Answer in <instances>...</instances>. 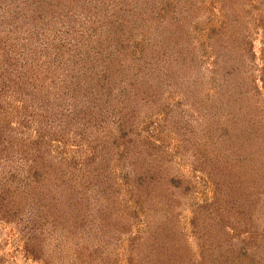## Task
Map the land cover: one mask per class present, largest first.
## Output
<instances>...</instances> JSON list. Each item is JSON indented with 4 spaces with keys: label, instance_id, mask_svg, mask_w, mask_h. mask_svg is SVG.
<instances>
[{
    "label": "trees",
    "instance_id": "obj_1",
    "mask_svg": "<svg viewBox=\"0 0 264 264\" xmlns=\"http://www.w3.org/2000/svg\"><path fill=\"white\" fill-rule=\"evenodd\" d=\"M8 1V4H13L8 6V17L5 18L7 11H4L2 18L0 16V165L2 161L9 162V152H13L14 156L19 151L12 148L14 143L7 131L14 125V117L18 121L37 115L34 121L37 119L40 127L34 137L29 135L27 139L31 137V146H27L28 149L22 150V153L23 159L30 164L32 179L29 183L42 197L38 206L29 211V204L22 200L23 197L27 198V193L12 186L16 176L0 171L2 218L7 220L10 214L18 215L20 222L17 224L26 223L28 226L34 222L35 216L43 215L42 221L39 225L35 223L33 229L43 231L45 228L57 235L54 237L56 246L53 248L56 251L62 245L64 238L59 236H63L61 232L67 228L66 223L73 217L78 220V210L82 209L80 207L96 198L98 207L95 210V225L99 224V231L103 233L112 232V236L119 240L124 235L127 236V264H264V229L258 228V217L261 215L259 211L264 202L248 199L253 194H264V153L262 160L254 165L251 161L245 162V159L242 162L241 156L237 157L236 164L231 159L229 161L226 157H220L216 144L212 146L208 140L202 145H194L195 141L192 142L190 163L193 171L204 174L205 179L215 187L214 197L209 199L210 202L205 200L196 206L197 213L193 215L195 222L197 219L204 222L202 217L205 214L215 213L222 218L220 222L225 223V217L229 216L222 212L221 207L229 202L234 204V209H231L235 216L233 227L238 231L233 236L225 231L226 225L219 228L218 233L216 228L219 225H211L215 218L209 216L212 218L208 220L211 226L204 225L201 236L206 241L200 244L199 254L195 256L175 223L167 221L157 226L152 225L154 211L166 210L167 214L164 216L167 218L174 203L181 200L180 194H177L178 188L180 190L184 185L185 193L190 186L181 176L171 172V157L167 156V150H162L160 144L157 146L146 142V137L140 139L139 121L134 122L138 117L131 109L117 110L112 121L109 118L107 101L109 102L108 96L114 88H106V85L113 79L122 84L123 76L119 75L124 69L120 65L110 66V52L108 58L101 50L111 47L112 43H118L120 55L124 39L130 34L135 37L138 24H134V13L128 18L133 10L131 4L126 5L124 0L120 1L119 5H125L116 7L113 12L121 16V20L118 21L116 17L110 21L112 25L106 24L110 30L108 34H90L91 43L83 41L81 46L80 39L71 36L72 16H78L79 13L78 0ZM82 1L84 11H92L96 9L94 6H99L98 3H89L90 0ZM107 9L103 10L105 14L109 12ZM108 36L111 37L106 40ZM111 39L114 41L110 42ZM92 45L94 55L91 62H86L85 54L91 53L85 51L86 46L89 48ZM98 60L100 62L97 63ZM68 62L77 66H67ZM89 63L101 66H89ZM104 63L105 66H102ZM131 84L135 86L137 83L133 81ZM137 90L138 87L133 94H141ZM45 94H48L46 100ZM151 94L156 99V92H151L150 97ZM44 110L53 113V120L61 125L65 124L68 127L67 134H72L67 138L69 143L64 142V146L72 145L75 149L70 157H62L57 149L54 153L49 145L50 140L45 139L42 121L39 120ZM35 112L39 113L34 114ZM74 125L80 127L81 134L76 128L75 132L82 135L81 139H77L76 134L72 133ZM84 139L86 142L82 144ZM258 141L261 140H256ZM186 144L187 147L190 146L188 141ZM250 144L248 143V147ZM80 147L82 149L79 151ZM259 148L263 151L264 144ZM30 153L31 156L27 157L26 154ZM247 153L249 156V152ZM113 166L118 167L119 175L114 174ZM41 169H45L46 176L40 174ZM119 177L122 178L121 181ZM29 183H26L27 188ZM226 189L232 190L231 195H225ZM32 193L34 194L33 191ZM55 194H58V198L51 199L50 195ZM53 201L56 202L49 207L51 211L46 212ZM118 201L124 206H120ZM130 204L134 207L133 211L124 208ZM139 211L145 215V227L141 231L131 233L130 230L115 227L121 219L124 222L121 224H131L129 220L137 217ZM110 223L115 224L109 225ZM222 231L224 233L218 239ZM121 245L112 252L105 246H98L90 251L87 250L90 249L88 245L81 250L76 247V251L70 255L77 260L70 257L68 263L121 264L115 256L117 253L122 254ZM31 254L38 256L37 251Z\"/></svg>",
    "mask_w": 264,
    "mask_h": 264
},
{
    "label": "rangeland",
    "instance_id": "obj_2",
    "mask_svg": "<svg viewBox=\"0 0 264 264\" xmlns=\"http://www.w3.org/2000/svg\"><path fill=\"white\" fill-rule=\"evenodd\" d=\"M81 1L77 2L79 8L83 5ZM120 1L123 0H90L89 3H98L99 6H94L96 9L92 11L89 9L84 11L85 5L78 8V16H72L71 36L80 39L82 46V43L90 42V34L102 36L108 34L110 30L107 29L106 24H110V21L116 17L118 21L121 20V16L113 12L116 7L125 5L123 3L119 5ZM9 2L0 0L1 18L4 11L8 12L5 18L8 17L10 13L7 10L8 6H13L11 3L8 4ZM123 2L133 7L128 18L134 13V24H138V31L135 37L130 34L124 39L120 55L118 43L110 44L111 47L107 49L104 46L105 49L101 50L105 57H112L109 61L110 66L120 65L124 69L119 75L123 76L122 84L113 79L114 82L111 81L106 85V88H114L108 96L109 102L107 101L109 118L112 121L117 110L131 109L138 117L134 122L139 121L140 139L146 137L148 139L146 142L157 146L160 144L162 150H167V156L171 157L169 161L171 172L181 176V179L189 184L188 192H183L184 185L180 190L178 188L177 194L178 196L180 194L181 200L174 203L167 218L164 216L167 214L166 210L154 211L152 225L157 226L167 221H171L170 224L175 223L196 256L199 254L200 244L206 241L201 236L204 233V225L207 226L208 220L212 219L210 217L215 218L211 225H219L216 231L224 225L227 226L225 231L229 236H233L238 231L233 227L235 216L231 209H234V204L229 202L221 207L222 212L229 216V218L225 217V223L220 222L222 218L215 213L205 214L202 217L204 222L199 219L195 222L193 215L197 213L196 206L205 200L210 202L209 199L214 197L215 187L205 179L204 174L193 171L194 168L190 163L192 142L195 141L194 145H202L208 140L212 146L217 145L220 157L231 159L234 163L239 156L242 162L245 159V162L251 161L253 165L263 158L264 149L262 151L259 147L264 144V0H124ZM104 9L109 12L105 14ZM9 30L12 34L11 27ZM110 37H106V40ZM113 41L111 39L110 42ZM85 51L91 52L85 54L86 62L89 60L91 62L94 55L92 52L95 51L93 45L89 48L86 46ZM67 66L77 65L68 62ZM89 66H101V64L89 63ZM102 66H105V63ZM133 81L137 83L135 86L131 84ZM134 87H138L137 91L141 94L137 92L133 94ZM151 92H156V99L153 93L150 97ZM47 95L45 94L44 100L47 99ZM45 111L42 113V118H39L42 121L45 139L50 140L49 145L54 153L58 150L62 157L67 155L70 157L75 149L71 147L72 145L64 146V142L69 143L67 138L72 134H67L68 127L65 124L61 125L53 120L55 118L53 113ZM36 113L39 112L34 114ZM36 116L18 121L14 117V121L18 124L13 122L14 125H11L10 130L7 131L8 137L14 143L12 148L19 151L14 156L13 152H9V162L2 161L0 165V171H7L8 175L16 176L12 186L27 193V198L23 197L22 200L29 204V211L38 206L42 197L29 183L32 179L29 173L30 164L23 159L24 153H22V150L28 149L27 146H31L30 138L34 137L40 127L38 120L34 121ZM131 119L133 120L134 116ZM75 128L80 133L81 129L78 125H74L72 133L74 135L77 133ZM29 135L31 137L27 139ZM80 136L82 135L76 134L77 139H81ZM256 140L261 141L256 142ZM187 141L190 143L189 147ZM85 142L84 139L82 144ZM248 143H251V146L248 147ZM180 148L182 149L179 150ZM78 149L80 151L82 147ZM26 156H31V153ZM117 168L112 167L115 175L120 174ZM44 171L45 169H41L40 174L46 176L47 173ZM118 179L121 181L122 178ZM118 179L117 182L121 184ZM26 183L30 184L28 188ZM231 191L226 189L225 195L228 196ZM50 197L58 198V194ZM248 199L264 202V194H253V197ZM55 202L47 204L48 207L46 205V212L51 211L49 207ZM97 203L96 198H92V201H87L80 207L82 209L78 210V220L75 217L70 218L72 220L65 225L67 228L61 232L63 236H59L64 238L62 245L56 251L53 248L56 246L57 235L45 228L43 231L33 229L35 223L37 225L42 221L43 215L35 216L34 222L28 226L26 223L17 224L20 222L18 215L10 214L7 220L0 215V264H69L68 259L76 251V247L81 250L88 245L90 249L87 250L90 251L98 246H105L112 252L121 243L122 254L113 253L120 260L119 263L127 264L128 238L124 235L122 240H119L112 236V232L99 231L101 226L95 225L97 222L94 218ZM119 204L124 206L122 203ZM124 208L131 211L134 209L131 204ZM259 212L261 215L257 216L260 224L258 228L264 229V204ZM144 216V213L139 211L137 217H132L129 220L131 224L127 223V225L121 224L124 222L120 218L121 220L118 221L120 223L115 227L130 230L131 233L139 232L145 227ZM214 227L211 229H215ZM222 233L224 231L218 235V239H221ZM27 239L32 240L27 241ZM35 251L38 252V256L31 254ZM72 258L76 259L74 256Z\"/></svg>",
    "mask_w": 264,
    "mask_h": 264
}]
</instances>
